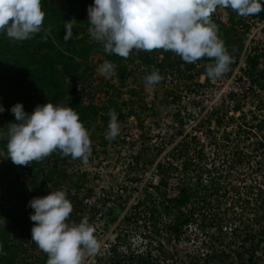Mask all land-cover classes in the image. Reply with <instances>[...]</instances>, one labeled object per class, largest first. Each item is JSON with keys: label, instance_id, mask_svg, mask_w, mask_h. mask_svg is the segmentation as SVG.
<instances>
[{"label": "trees", "instance_id": "trees-1", "mask_svg": "<svg viewBox=\"0 0 264 264\" xmlns=\"http://www.w3.org/2000/svg\"><path fill=\"white\" fill-rule=\"evenodd\" d=\"M93 3L94 0H42V8L46 13L43 28L50 31H41L24 41H17L7 37L5 32H0V104L6 109L4 113H0V128L6 129L9 123L14 122L15 117L10 109L17 103H22L28 113H32L37 105L59 103L77 110L80 120L90 132L92 144L99 141V144L106 146L109 140L100 136L108 129L109 112L114 110L118 120H125L127 116L122 114L113 99H109V105L102 107L94 104V95L87 91L94 77L93 68L90 67L93 55L103 58V62L109 60L115 64L114 74L120 85L126 84L130 75L131 70L125 64L127 61L134 63L140 60L141 66L159 69L162 77L172 72L188 83L196 76L207 73V64L214 62L205 57L195 63H186L180 57L175 59L173 52L163 49L152 52L133 50L128 58L106 55L103 44L93 42L88 31L90 24L87 9ZM263 15L264 11L250 18H262ZM73 19L76 20L73 25L74 37L65 42L64 21ZM211 20L230 55L233 57L240 54L244 47V36L240 32L243 17L227 8L222 9L219 15L217 11L212 13ZM258 61L263 64L261 80L264 83V48L249 58L253 69ZM201 66H205L204 71L200 70ZM250 76L254 77L252 72ZM111 89L120 96L123 94L115 86ZM98 119H101L103 127ZM234 120L231 118L230 122L234 123ZM217 124L221 126L220 118H217ZM193 144H198L195 138L183 139L170 153L173 161H182L180 167L171 161L157 164V183L149 185L145 195L131 208L125 220L135 224L144 220L154 222L155 231L159 233L161 230L169 237L168 240L175 241H180L189 226L201 219V223L207 224L206 228L217 231L219 237L216 249L202 257L200 255L191 259L190 263L177 260L173 264H264V190L251 182L250 185H245L247 190L243 193L237 181L224 183L223 175L211 178L212 170L201 166L205 147L193 150ZM4 145L6 140L0 142V147ZM141 152L135 157L137 164L156 163V158L150 153ZM51 157L48 165H52L53 179H45L38 185L34 183V179L40 180L45 172L43 166L48 163L45 159L32 162L28 169L31 174L28 183L21 181L15 172L13 178L7 177V167L0 176V202L15 200L18 204L14 212L0 208V243L6 253L0 255V264H47L48 254L31 240L34 222L30 220V215L34 210L28 207V203L35 197L51 193L42 191V188L58 181L56 179L61 174L60 166L69 158L58 152H54ZM0 158L12 162L6 155ZM239 160L241 161L240 157ZM178 175L182 176V181L177 186V192L171 194V181ZM205 175L209 176V181L204 180ZM15 189L17 192H14ZM67 198L73 204L68 223L78 225L83 214V202L78 197ZM222 200H229V206ZM223 206L225 209L222 212L220 210ZM235 208H240L242 212L231 213L230 210ZM123 210L122 205L107 209L109 217L112 216L111 224L116 222ZM242 216H248L244 222ZM13 236L20 243L11 244ZM124 244L126 243L117 237L105 261L107 264H166L169 259L164 253L163 256L153 255L152 249L136 251L131 246L126 248ZM154 250L158 252L157 248Z\"/></svg>", "mask_w": 264, "mask_h": 264}, {"label": "rangeland", "instance_id": "rangeland-1", "mask_svg": "<svg viewBox=\"0 0 264 264\" xmlns=\"http://www.w3.org/2000/svg\"><path fill=\"white\" fill-rule=\"evenodd\" d=\"M218 9L216 11L219 15L222 9ZM262 26L252 22L248 17H243L240 32L243 33L244 41H248L246 34L252 31L250 33L252 43L261 46L264 39ZM91 40L93 41L92 38ZM252 49L254 50V46ZM173 54L175 59L180 57ZM102 64L103 58L100 56L93 55L90 58L94 77L87 91L94 95L93 102L98 107L109 105V99L117 102L122 114L127 116L125 120H118L121 131L106 146L99 144V141L92 144V154L87 165L83 164L80 158L74 160L69 156L68 161L60 166L61 174L56 179L58 181L45 185L42 191L62 190L68 197H78L83 202L81 221H88L100 243L99 251L89 255L85 264H107L105 261L109 253L106 249L116 243L117 237L126 243L124 244L126 248L131 246L136 251L152 249L155 256L164 253V256L169 258L166 264L176 263L177 260L190 263L191 259L212 252L218 247L219 236L215 229L206 228L207 224L201 223L202 219L189 226L180 241L168 240L166 233H162L161 230L159 233L155 231L154 222L144 220L135 224L125 220L131 208L145 195L150 183L158 181L155 171L157 163L167 164L171 161L178 167L181 165L182 161H173L170 157L172 150L179 145L170 123L174 107L181 93L188 88L187 84L183 82L181 87L179 80L182 78L168 72L157 84L148 85L145 77L159 69L141 66V61L136 60L134 63L129 61L125 63L131 71L126 84L120 85L115 71L111 75L98 71ZM249 66L251 67L249 72L254 76L251 80L252 83L255 82L256 89L249 99L239 102L236 106L235 109H239L241 114L235 117L228 116L230 118L220 117L222 122L220 127L218 124L212 127L208 124L205 127L206 145L201 161V166L212 170L211 178L223 175L224 183L237 181L243 193L247 190L245 185H250L251 182L264 190V83L261 80L263 64L258 61L253 69L249 62ZM200 70L204 71L205 66H201ZM159 73L161 74V71ZM112 86L123 94L120 96L114 93ZM231 117L235 119L234 123L230 122ZM98 123L103 127L101 119H98ZM136 125L140 129H145L141 140L137 141ZM107 132L108 129L100 137L106 138ZM191 148L199 150L200 147L193 144ZM140 152L150 153L156 158V163L137 164L135 157ZM44 159L48 163L43 166L45 172L40 176V180L34 179L37 185L45 179H53L52 165H48L52 157L50 155ZM31 166L32 163L28 166H19L0 158V176L6 167L9 169L7 177L13 178L14 172L18 176L16 171L19 168L28 170ZM204 180L209 181V176L205 175ZM181 181V175L171 181L169 190L171 194L177 192V186ZM226 200L222 201L228 205L230 202ZM118 205H122L124 210L117 216L116 222L111 224L112 216L109 217L107 209ZM17 206L15 200L0 202V208L4 207L13 212ZM223 209L225 206L220 211L223 212ZM230 211L242 212L240 208ZM97 212H100L99 215ZM246 217L248 216H242L243 222ZM158 227L160 229V226ZM10 243L18 244L20 240L13 236ZM155 248L158 252L154 250Z\"/></svg>", "mask_w": 264, "mask_h": 264}, {"label": "clouds", "instance_id": "clouds-1", "mask_svg": "<svg viewBox=\"0 0 264 264\" xmlns=\"http://www.w3.org/2000/svg\"><path fill=\"white\" fill-rule=\"evenodd\" d=\"M218 8H231L239 16L248 17L264 11V0H94L87 9L88 29L93 41L103 44L106 55L128 58L133 50L152 52L171 51L186 63L202 58L214 62L207 64L208 78L223 77L233 58L225 42L219 37L211 14ZM46 13L42 0H0V32L17 41L33 38L44 29ZM64 21L65 42L73 39V25ZM115 64L105 60L99 66L102 74L111 75ZM163 79L159 71L145 77L148 85ZM6 109L0 104V113ZM15 120L0 128V156L6 155L12 163L28 166L41 162L54 152L63 157L80 158L87 165L92 154L90 132L80 120L76 109L59 103L37 105L32 113L22 103L10 109ZM110 122L106 139H115L120 131L118 115L109 112ZM34 210L31 237L48 254L47 264H83V258L94 255L100 243L94 228L87 220L72 226L68 223L73 204L62 190L35 197L28 203ZM0 255H6L0 243Z\"/></svg>", "mask_w": 264, "mask_h": 264}, {"label": "built area", "instance_id": "built-area-1", "mask_svg": "<svg viewBox=\"0 0 264 264\" xmlns=\"http://www.w3.org/2000/svg\"><path fill=\"white\" fill-rule=\"evenodd\" d=\"M248 18L258 25H263L262 30H264V15L262 18L251 19L250 16ZM250 33L246 34L248 41H244L243 50L240 54L232 57L233 62L230 65V70L223 77L212 80L208 78L207 74H201L196 76L193 81L185 82L188 88L181 93L172 113V123H170L178 143H182L183 139L186 138H195L199 147H205L204 129L208 124L211 127L216 126L217 118H230L228 116L235 117L241 114L240 110L235 109L236 106L239 102L249 99L256 89L255 82L252 83L251 80L254 77H251L249 72L251 69L249 58L264 48V39L263 44L258 46L256 43H252L253 38ZM253 46L254 50L252 49ZM183 82L182 79L179 80L181 87H183ZM144 131L145 129H140L136 125L135 141L141 140ZM155 171L158 178L157 165ZM16 172L21 181L29 182L31 176L29 170L19 168ZM152 183L156 184L157 181ZM111 247L109 245L106 249L109 254ZM88 259L89 255L86 254L83 258V264Z\"/></svg>", "mask_w": 264, "mask_h": 264}]
</instances>
